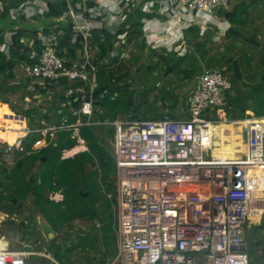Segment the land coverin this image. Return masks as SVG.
I'll return each instance as SVG.
<instances>
[{
  "label": "built area",
  "instance_id": "obj_1",
  "mask_svg": "<svg viewBox=\"0 0 264 264\" xmlns=\"http://www.w3.org/2000/svg\"><path fill=\"white\" fill-rule=\"evenodd\" d=\"M228 4L229 0H186L183 14L212 17ZM67 16L74 34L86 39L87 33L75 22V12L69 9ZM85 53L81 63L67 65L47 43L29 68L30 76L41 81L89 82L87 93L81 88L76 111L85 122L67 124L62 119L59 124L19 132L24 138L40 135L31 147L35 151L55 140L57 132L72 131L75 144L61 152L66 160L87 152L79 137L80 126L113 128L116 255L111 264H250L245 235L264 215V116L229 118L234 110L228 102L233 85L221 70L211 69L197 78L187 100L186 118L94 123L90 83L98 66ZM123 59L120 55L119 60ZM219 123L242 124L245 149L240 157L212 155L210 126ZM21 136L13 144L6 143L5 151L21 150ZM47 197L56 204L64 199L61 190ZM33 259L38 264H61L48 251L27 244L19 251L0 249V264H33Z\"/></svg>",
  "mask_w": 264,
  "mask_h": 264
},
{
  "label": "crops",
  "instance_id": "obj_2",
  "mask_svg": "<svg viewBox=\"0 0 264 264\" xmlns=\"http://www.w3.org/2000/svg\"><path fill=\"white\" fill-rule=\"evenodd\" d=\"M185 1L0 0L2 9L0 12V65L3 61L5 66L3 68L0 66V153H2L0 164H3L8 170L15 165L17 161L16 150L6 152L5 148L6 143L13 144L21 136L22 133L19 132V129L25 128L29 131L39 129L42 125L57 124L62 119L61 114L63 112L72 110L68 107L69 103H65L61 99H68L70 96L81 93L80 86L74 87L77 82L66 79L41 81L30 76L31 63L34 62L41 47L47 43L54 46L67 65L72 66L83 61L86 51L90 61L95 64L99 57V48L104 47L106 55L101 58L98 65L96 64L97 66L112 64L111 68L115 67L113 60L118 52L124 56L123 60L127 63L134 57L141 58V56L143 60L147 59L148 63H151L154 60L151 55L156 57V63L158 54L166 55V53L172 52L177 56L189 55L194 57L198 61L196 66L202 67L203 71L219 69L223 73L222 70L227 69L228 71L230 69L231 76L234 79L232 85L240 81L243 88L250 89L246 99L247 108L243 114L255 119L263 117L264 106H260L257 108L258 110L253 111V104L257 98H254L252 94L259 92L262 88L261 84H264V73L258 77V74L264 71V0H229L228 6L218 9L212 17L202 15L191 17L183 14ZM69 9L75 12L76 24L87 33L86 39L74 34L72 31L73 22L67 16ZM239 12L242 14H240L237 21H231L233 16ZM226 14H229V17H226ZM179 15H182V17L180 22H177L176 18ZM16 34L20 35L18 39L21 45L20 49L12 45V38ZM197 44L204 46L197 49ZM220 44L244 45L249 57L252 56V51L253 53H261V64L257 65L255 63L257 67H260L259 73L256 72L257 78L253 80L245 75L242 76L237 64L240 59L238 55L227 56L220 53L216 49ZM214 53L224 57V63L220 64L219 68L205 69L203 63L206 57ZM253 61L255 62V59ZM154 68L152 70L153 76L158 78L157 71H160V69ZM161 69L164 70V67ZM167 76L165 79L159 78L157 82L159 87L165 83L167 90L171 91L172 88L168 85ZM197 78L198 76L195 74L188 81V87L182 88L180 93H188L183 99L178 100L177 97H171L174 103L172 107L175 108L174 113L176 115V118L171 119L184 118V109H187V100L196 87ZM92 80L94 81H91L90 84L95 86L96 75ZM181 80L182 83L187 82L183 76ZM232 94L233 90L229 96ZM154 100L155 98L152 99V101ZM158 107H161L159 103ZM74 114H76V111H74ZM164 114L168 115L166 111H164ZM16 117L19 119L17 120ZM92 118L91 120H93ZM148 120H151V118ZM157 120L160 119L157 118L152 121ZM97 122L100 121L94 120V123ZM31 123L38 126H32ZM216 125L232 133L236 131L237 140L235 139V142L231 143V147L234 149L238 147L240 152H244V146H238V142H243L240 134L242 133V124H239V126L224 123ZM3 129L5 130L3 131ZM213 134L212 132L210 135L212 152L218 147L220 148L221 140L225 145L229 144V139L226 136L218 134L213 136ZM21 137L24 139L23 136ZM95 168L98 169V167ZM114 197L116 198V191ZM105 198L107 205L103 203L104 198L96 199L92 197L94 219L80 220L87 223L88 229L94 231L95 234H99L104 242L105 235H103L102 228L106 226L107 222L104 219L108 217V212L109 216L114 214L112 198L109 195ZM2 204L3 202H0V208ZM27 213L24 211L13 212L9 214L11 216L10 220L18 222L20 219H28ZM7 215V213L0 211L1 220ZM35 218L39 219L38 215ZM37 223L32 221L30 225L47 242L42 225L39 227ZM111 223L113 225L114 217H112ZM90 231L79 233L85 234ZM15 234L20 239H26L21 229L17 230ZM57 236L58 234L49 243H53ZM111 240L113 246L109 247L104 243L102 249L99 250L102 255L100 264H111L115 258L116 241L114 236L111 237ZM8 242L10 243V241ZM20 243L19 249L8 251H19L24 244L30 245L23 240ZM35 243L38 244L39 242L35 241ZM2 245L0 249H4L5 245ZM44 250L48 251L45 248Z\"/></svg>",
  "mask_w": 264,
  "mask_h": 264
},
{
  "label": "trees",
  "instance_id": "obj_3",
  "mask_svg": "<svg viewBox=\"0 0 264 264\" xmlns=\"http://www.w3.org/2000/svg\"><path fill=\"white\" fill-rule=\"evenodd\" d=\"M240 14L242 13L239 12L234 15L231 21L236 22ZM226 17H229V14H226ZM19 36L16 34L12 38V45L17 49L21 48L18 41ZM203 46L202 44L196 45L197 49ZM105 55L106 49L100 47L99 57L95 64L98 65V62ZM119 57L120 53L118 52L113 60L115 67L111 68L112 64L98 66L95 74V86L92 89L93 120H90L92 122L98 120L110 123L120 114L126 115L129 111L137 113V116L135 115V118L132 119H157V117L145 115V107H142L141 103L139 105L134 103L135 92L129 81L130 68L126 67L131 61L127 63L124 60H119ZM157 58L158 60L154 65L149 62L145 67L147 72H152L157 66L164 67L165 75L173 73L182 75L187 81H190L196 74L195 66L198 61L192 56H177L171 52L166 53V55L158 54ZM0 66L5 67L3 61ZM136 70L139 71V68L137 67ZM77 86H80L84 93H87L90 88L89 82H77L74 87ZM81 97L82 94L80 93L76 96H70L68 99H61L63 102L69 103L68 107L72 108L71 111L61 114L62 119H65L67 124H74L78 119L85 122L84 117L79 118L77 114H74V111L79 109ZM141 109L143 114L139 113ZM105 131L103 132L100 126H80L78 129L79 137L84 140L87 152L79 153L66 160L61 159V152L75 144L72 131L57 132L55 140L47 141L44 148L35 151L31 147L40 138V135L26 136L21 143V150H16L17 161L13 168L8 170L3 164H0V202H3L0 211L7 214L18 212L25 200L30 198L33 213L41 216L56 235L63 233L64 229L70 228L75 220H93L95 215L90 193L91 184L99 174L103 178L108 173L114 172V162L110 156L107 158L108 155L103 146L105 138H113L114 130L111 128ZM56 190H61L63 193L62 203L56 204L48 200V193ZM109 218L104 220L112 222V216ZM261 227L262 223L251 228L258 229ZM110 229L109 233L114 236L113 225ZM105 230L103 235L107 236L109 229ZM247 236L246 234V240ZM256 244L262 245V252L264 253V241Z\"/></svg>",
  "mask_w": 264,
  "mask_h": 264
},
{
  "label": "rangeland",
  "instance_id": "obj_4",
  "mask_svg": "<svg viewBox=\"0 0 264 264\" xmlns=\"http://www.w3.org/2000/svg\"><path fill=\"white\" fill-rule=\"evenodd\" d=\"M228 44V43H227ZM227 44H220L216 49L227 56H236L240 58L238 60V69L241 72L242 76H246L249 79H256V72L259 73V68L257 65H260V56L261 53H252V56L249 57L247 54V49H244V45H227ZM214 46V45H213ZM229 50H228V49ZM218 52V54H219ZM263 55V54H262ZM154 59L151 62V65L155 63L156 57L151 55ZM255 59V62L253 61ZM224 63V57L218 56L215 53L212 55H208L204 61V67L205 69L210 68H219L220 64ZM257 65H256V64ZM147 59L143 60V57L137 58L134 57L130 63L126 65V67L130 68V76L129 81L132 89L135 92V98L134 103L139 105L141 103V106L145 107V115H150L157 117L159 119H163L164 117L168 118H176V115L174 113V107H172L173 101L171 97H177L178 100L183 99L185 95L188 93H180L182 88H187L189 85V82L182 83V76L177 74H171V75H165L164 70H162L159 66H157L160 71L157 73L158 78L153 76L152 72H147L145 67L148 65ZM137 67L139 68V71H137ZM155 69V68H154ZM223 73L226 75V78L229 80L230 83H234V79L231 76V70L227 69L222 70ZM264 71L260 72L259 75H262ZM168 78L169 83L168 85L170 88H172L171 91L167 90V86L165 83L159 87L158 82L159 78ZM264 85V84H263ZM259 90L258 93H253L252 96L254 98H257L253 104V111H255L258 107L264 106V86ZM153 86V87H152ZM138 89H140L138 91ZM179 95V96H178ZM144 96V97H143ZM155 98V102L152 101V99ZM146 100V101H145ZM159 101V102H158ZM167 101V102H166ZM158 103L161 105V107H158ZM145 104V105H144ZM170 106V107H169ZM184 118L187 117V109H184ZM258 110V109H257ZM164 111L167 112L168 115L164 114ZM143 114L142 109L139 111V113ZM258 114V113H255ZM137 116V113H134L133 111H129L126 115L120 114L116 119H123V120H137L132 119L135 118L134 116ZM264 115V113H263ZM170 116V117H169ZM245 115L242 111H236L233 110L231 113H229V118L232 119H243ZM204 118L210 119V116L205 115ZM219 125H214V130L212 131L214 133L213 136L223 135L226 136L229 139V144L225 145L223 143V140H221V146L218 149L213 150L212 155H218L223 159H234L238 158L241 155V152L239 150H233L231 147V143L235 142L236 138V131H228L225 128L218 127ZM102 127V131L111 129L112 127L109 125L106 126H100ZM106 132V131H105ZM243 137V134L240 133ZM114 135V133H113ZM221 137V136H219ZM224 145V146H223ZM229 145V146H228ZM103 146L107 153V158L110 156L114 162V159L112 157V151L114 149L113 146V138L107 139L105 138L103 140ZM229 149H228V148ZM91 184V183H90ZM91 197H94L96 199L104 198L103 203L107 205L106 198L108 195L110 198H112V202L115 206V168L114 172L112 171L111 174H107L106 177L102 178V175H98L95 178V181L91 184ZM105 190V191H104ZM102 192H104L102 194ZM108 194V195H107ZM89 202V201H88ZM28 212V219H20L18 222H13L10 220L11 216L8 214L7 216L3 217V220L0 219V248L4 244V249L7 250H16L20 248V242L27 241L35 250L37 251H43L44 248L47 249L52 256H54L58 261H60L62 264H100V258L102 257L101 253L99 252L100 249H102L104 243L106 246H113L112 240H111V233L110 228L112 226L111 221L106 222L105 229H109L107 232V236H105V242L104 240L99 236V234H95L94 231H90L91 229H88L87 223H84L83 221H74L70 228L64 229L63 233H58V236L56 240L53 243H47L45 242L36 231L32 229V226L30 225L32 221H39L37 218H35V214L33 213L32 209V201L30 198H27L25 202L23 203L22 208H20L19 212ZM110 216L113 217V215L110 214ZM109 212H108V218ZM110 220V218H109ZM254 222H257L255 220ZM262 223V227L258 229L251 228V230H247L245 235V243H246V250L249 255L250 264H264V253L262 252V245L256 244L257 242L264 241V215L262 216V219L260 221ZM19 224V227H18ZM38 225V223H37ZM39 226V225H38ZM110 227V228H109ZM21 229L22 233L24 234V237L26 239H23L15 234L17 230ZM105 229L102 230L105 233ZM89 230L88 233H79V232H85ZM10 241V243L8 242ZM20 241V242H19ZM39 242L38 244L35 243ZM9 243V245L7 244ZM16 242H19L18 244ZM57 243V244H56ZM8 245V246H7ZM33 264H38L37 259H33Z\"/></svg>",
  "mask_w": 264,
  "mask_h": 264
},
{
  "label": "water",
  "instance_id": "obj_5",
  "mask_svg": "<svg viewBox=\"0 0 264 264\" xmlns=\"http://www.w3.org/2000/svg\"><path fill=\"white\" fill-rule=\"evenodd\" d=\"M195 69L197 70L196 74L199 77L203 72V68L199 66H195ZM249 92L250 89L243 88L242 83L240 81H238L233 85V94L228 96V102L230 103V105L233 107L234 110L242 111V112L246 111L247 108L246 99ZM38 218H39L38 219L39 227L40 225L43 224V226H46V228H48L50 232V236H47L44 233L45 240L47 242L52 241L56 237V234L50 229V227L47 225V223L43 220L41 216L38 215ZM40 221H42V223Z\"/></svg>",
  "mask_w": 264,
  "mask_h": 264
},
{
  "label": "bare ground",
  "instance_id": "obj_6",
  "mask_svg": "<svg viewBox=\"0 0 264 264\" xmlns=\"http://www.w3.org/2000/svg\"><path fill=\"white\" fill-rule=\"evenodd\" d=\"M216 125V124H215ZM239 126V125H238ZM215 127H214V125H211L210 126V135H211V133H212V131L214 130V132H215V129H214ZM214 135V134H213ZM236 139V138H235ZM237 140V139H236ZM238 146H240V147H242V146H244L243 145V142L241 141V143L240 142H238ZM233 150H240V149H238V147L237 148H233ZM243 152L241 151V154H242ZM214 157H216V158H221L220 156H218V155H213ZM41 223H42V221H40ZM42 229H43V232L47 235V236H50V232H49V229L48 228H46V226H43V224H42Z\"/></svg>",
  "mask_w": 264,
  "mask_h": 264
}]
</instances>
